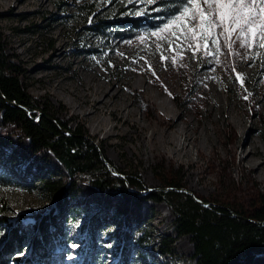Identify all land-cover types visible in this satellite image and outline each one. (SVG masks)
<instances>
[{
  "label": "rangeland",
  "instance_id": "rangeland-1",
  "mask_svg": "<svg viewBox=\"0 0 264 264\" xmlns=\"http://www.w3.org/2000/svg\"><path fill=\"white\" fill-rule=\"evenodd\" d=\"M196 4L206 10L203 0ZM181 7V0H0L3 58L36 106L20 109L61 133L82 132L110 174L136 195L108 196L85 178L72 187L51 151H23L29 139L2 129L11 140L0 144V264H196L192 235L174 228L175 209L191 199L249 216L263 203L264 60L229 57L224 64L221 55L217 66L204 57V42L193 59L195 44L171 34L180 33L194 6L183 22L165 28ZM120 73L136 80L156 109L135 106L129 93L108 105L120 121L94 109L92 99ZM214 102L224 112L218 122L206 117ZM1 120L0 111V126ZM173 121L179 131L172 138ZM157 193L166 200L157 201ZM13 229L21 233L16 245ZM42 233L45 243H36ZM244 264H264V252Z\"/></svg>",
  "mask_w": 264,
  "mask_h": 264
},
{
  "label": "trees",
  "instance_id": "trees-1",
  "mask_svg": "<svg viewBox=\"0 0 264 264\" xmlns=\"http://www.w3.org/2000/svg\"><path fill=\"white\" fill-rule=\"evenodd\" d=\"M99 22L101 20H98ZM131 22L133 20L128 19L123 23L131 24ZM104 23L110 24L108 21ZM2 51L0 41V111L1 123L6 126L2 124L0 126V144L11 140L8 136H3L5 133L3 130L20 132V138H28L30 141L29 146L23 148V151L33 154L40 150L51 151L55 159L66 169L72 180V187L77 179L85 178L108 196L125 195L131 196V200H136V195L128 190L123 181L113 177L106 169L95 147L84 139L82 132L73 131L71 135L61 133L47 118L42 117L38 123L34 122L32 117H27L20 108L6 102L24 105L30 111L36 107L34 100L21 86L17 73L6 64ZM132 181H130L132 187L139 185ZM165 194L157 193V201H165L167 196ZM187 202L188 208L179 206L174 210L176 214L174 228L177 232L192 235L196 264H244L251 261L257 253L264 252V201L249 216L242 213L233 216L224 207L206 208L191 199ZM166 204L169 205L168 201ZM115 215H112L113 220L117 217ZM248 218L261 222L252 223ZM85 227L87 231H94V225L87 224ZM35 228L39 229L40 223ZM20 236L19 229L18 231L13 229L11 243L18 244ZM45 241V233L37 234L36 243L44 244ZM170 250V248L162 249L166 253ZM99 262L102 264L103 260Z\"/></svg>",
  "mask_w": 264,
  "mask_h": 264
},
{
  "label": "snow or ice",
  "instance_id": "snow-or-ice-1",
  "mask_svg": "<svg viewBox=\"0 0 264 264\" xmlns=\"http://www.w3.org/2000/svg\"><path fill=\"white\" fill-rule=\"evenodd\" d=\"M129 2L131 3L132 0ZM143 2L153 5L157 3V0H143ZM181 3V9L177 10L180 14L170 18L165 28L183 22L190 11L188 5L194 6L187 23H182L180 33L171 34L182 42L192 41L188 44L189 47L195 44L193 59L197 58L196 51L199 50L201 42H204V57L211 56L208 62L217 66L221 63V55L225 57L224 64H228L229 57H238L242 60L255 58L264 60V0H203L206 10L197 5L196 0H181ZM134 14L140 16L143 13L137 10ZM152 35L160 38L157 32ZM209 42L215 46L214 51L208 47ZM237 43L238 49H235L234 45ZM160 47L158 44L157 48ZM180 48L181 45L178 44L177 52ZM166 59H170L173 65L177 63L173 57ZM230 70L236 72L235 67ZM235 78L241 81L243 88L242 75L237 73ZM250 95L251 93L248 92L243 99L247 100Z\"/></svg>",
  "mask_w": 264,
  "mask_h": 264
},
{
  "label": "bare ground",
  "instance_id": "bare-ground-1",
  "mask_svg": "<svg viewBox=\"0 0 264 264\" xmlns=\"http://www.w3.org/2000/svg\"><path fill=\"white\" fill-rule=\"evenodd\" d=\"M173 40V39H172ZM176 41V39H175ZM166 42V41H165ZM169 43V42H168ZM176 43V42H175ZM178 44V43H177ZM177 44H174L173 47H175ZM123 45V44H122ZM184 45V44H183ZM57 48H55L53 50V52L51 53V56L52 57H55L57 58ZM61 57V56H60ZM59 57V58H60ZM130 57V56H129ZM126 58V57H125ZM141 58V57H140ZM49 60H51L49 58ZM55 60V59H53ZM111 66V65H110ZM109 66V67H110ZM112 68H116V65L112 64ZM55 65H49V68H54ZM111 69V68H110ZM117 72L119 73V68L117 66L116 68ZM74 75H76V78H78V83H81V86H83V83L81 82V78H80V75L76 72V71H73L72 72ZM102 78V77H101ZM132 78H128L126 77L123 73H120V76L114 80V82L112 83H109L107 85L106 88H104V90L101 91V97L100 98H94L92 99V102L94 103L93 104V108L96 109L97 111H102V112H105V113H109L110 116H113L115 119H122L121 117V114L120 113H117L115 109L113 108H110L108 107V105L110 104L111 100H116V99H119L123 96L124 93H129L130 96L134 97V105L139 107L140 108V104H143L144 106V109L148 108V107H153L156 109V104L155 102L151 99V97L149 96V94L144 90V89H141L142 87L136 85L137 84V81H133ZM97 86V85H96ZM100 86V85H99ZM105 86V85H104ZM88 87V86H87ZM99 88V87H98ZM82 89V88H81ZM94 89V87H93ZM103 89V88H102ZM167 89V88H166ZM93 91V90H92ZM95 94V93H94ZM154 99V98H153ZM156 99V98H155ZM131 100V99H130ZM113 101V102H114ZM124 101V100H123ZM162 101V100H161ZM86 102V101H84ZM122 102V101H121ZM140 103V104H139ZM215 103V102H214ZM211 104V108L208 109V112L206 114V117H209L210 118V121H215V122H218V120L221 118V119H224V112L222 110V108L220 106H218L217 103L215 104ZM91 105V104H90ZM117 105V104H116ZM125 105V104H124ZM161 105V106H160ZM159 106L160 107H164V109H166L168 106L163 103V104H160L159 103ZM112 107V106H111ZM127 107V106H126ZM130 111V110H129ZM128 111V113H129ZM171 113V112H170ZM112 117V118H113ZM218 117H220L219 119H217ZM119 120V121H120ZM169 127H172L174 130L173 132L170 134V137H175V134H177L176 132L179 131V127H178V124H176V122H171L169 124ZM195 137V136H193ZM198 139V138H197ZM170 144V143H169ZM251 145V144H250ZM253 147V146H252ZM262 164H259V166H261Z\"/></svg>",
  "mask_w": 264,
  "mask_h": 264
},
{
  "label": "water",
  "instance_id": "water-1",
  "mask_svg": "<svg viewBox=\"0 0 264 264\" xmlns=\"http://www.w3.org/2000/svg\"><path fill=\"white\" fill-rule=\"evenodd\" d=\"M7 103L10 104V105H12V106H16V107L21 108L20 105L15 104L14 102H9V101H7ZM195 201H196L197 203H199V204H202V205L206 206L205 203H202V202H200V201H198V200H195ZM249 221H250V222H253V223H260V221H257V220L254 221V220H250V219H249Z\"/></svg>",
  "mask_w": 264,
  "mask_h": 264
}]
</instances>
